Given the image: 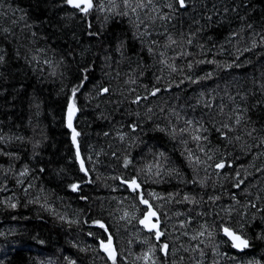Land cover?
<instances>
[{
	"label": "trees",
	"instance_id": "16d2710c",
	"mask_svg": "<svg viewBox=\"0 0 264 264\" xmlns=\"http://www.w3.org/2000/svg\"><path fill=\"white\" fill-rule=\"evenodd\" d=\"M137 2L0 0V264H264V0Z\"/></svg>",
	"mask_w": 264,
	"mask_h": 264
},
{
	"label": "snow or ice",
	"instance_id": "6c2138e0",
	"mask_svg": "<svg viewBox=\"0 0 264 264\" xmlns=\"http://www.w3.org/2000/svg\"><path fill=\"white\" fill-rule=\"evenodd\" d=\"M152 2V0H148V4H150ZM179 6L181 8H184L186 6V0H177ZM67 3L75 8L81 9V11L87 12L89 9L92 8L93 4H92V0H67ZM84 5L83 8H81V5ZM148 4H145L143 2V0H138V2L136 3L135 7L132 8V11L135 12L137 8H146L148 6ZM124 5L125 7H131L129 0H124ZM169 7L171 8V5H169ZM128 13L125 12L124 15H127ZM167 17L161 16L160 19H166ZM172 38L169 37V40H171ZM173 43H175V41H172ZM192 41L191 39L188 40V43L190 44ZM163 62V61H162ZM205 61H200V63H204ZM208 63H212L213 61H207ZM231 65H229L230 67ZM188 67L191 69L192 65L191 63L188 65ZM209 76L211 75V73L208 74ZM203 78V77H202ZM85 79H87V77H85ZM195 82V81H193ZM77 89H73V96H75ZM102 91L104 93L109 92L108 88H104L102 89ZM160 91L159 88H155L152 92L151 95L155 96L158 92ZM134 102H139V98H137L136 101ZM76 106H75V102L73 101L72 103L69 104V124L68 126L71 128L72 127V117L76 111ZM242 120L241 116H237L236 117V124H239ZM189 125H191V121L187 122ZM225 128H228L229 131L231 130V126L228 124L224 125ZM201 129L197 128L196 131L199 132ZM181 131H186L185 129H181ZM221 135L223 136H227L226 133H221ZM248 135H251V132L248 133ZM79 136V133L75 131V129H73V143L77 144V140L76 137ZM193 139L199 141L201 139H206V138H202L199 135H195L193 136ZM237 139H239V137H237ZM203 151V149H201ZM77 159H80V153L79 151H77ZM162 155V154H161ZM191 156V154H190ZM209 159H211V157H208ZM196 162H199V158H197ZM131 163L130 160H128L127 158L124 160V165L125 167H127L129 164ZM81 171L85 172V175H87V171L84 168V164L81 161ZM215 167L217 169H222L225 167V164L223 162L221 163H217L215 165ZM24 173H21V175H23ZM121 183L127 184L128 188L131 189L134 193H138V190L140 189L141 185L138 183V181L136 179H131V180H121ZM243 183V181H239L236 184V187H240V184ZM78 185L73 184L71 186L72 191H76L78 189ZM140 198V203L145 205L147 208V211L144 213L143 218L140 219L139 223L141 225H143L145 228L149 229V230H154V235L155 238L159 241L160 237L162 235H164V233L159 229L158 225L160 224V220L157 217V213L153 210L152 205L149 203V201L147 199H145L142 195L139 197ZM185 199H188L187 197H185ZM11 207L15 208L16 205L12 204ZM153 218H156L155 222H153ZM98 224V226L102 229H105V225L103 223H100L99 221L96 222ZM105 231H107V229H105ZM224 233L225 235H227L228 237H230V239L233 241V246L240 248V247H247L248 246V241L246 239H242L239 235H236L233 231H231L230 229H228L227 227L224 228ZM201 235H203V233H201ZM209 235H211V233H209ZM112 245V238L111 236L108 237L107 242L101 241V248L105 251V253L108 255V258L111 259L113 261V264H116L115 261V252L111 247ZM167 250H168V245L162 244L161 245V251L165 253V255H167Z\"/></svg>",
	"mask_w": 264,
	"mask_h": 264
},
{
	"label": "water",
	"instance_id": "95a60500",
	"mask_svg": "<svg viewBox=\"0 0 264 264\" xmlns=\"http://www.w3.org/2000/svg\"><path fill=\"white\" fill-rule=\"evenodd\" d=\"M83 5V4H82ZM84 6V5H83ZM90 10V9H89ZM89 10L87 12H89ZM87 12H84V11H81L80 10V13L82 14H86ZM127 185V184H126ZM131 190V189H130ZM232 231V230H231ZM234 232V231H233ZM222 236L228 241L229 243V246L230 248H232L234 251H237V252H244L245 250L249 249V243H248V246L247 247H240V248H237V247H234L233 246V241L230 239V237H228L227 235H225L224 233V228H222ZM236 235H239L242 239H244L240 234L234 232Z\"/></svg>",
	"mask_w": 264,
	"mask_h": 264
},
{
	"label": "bare ground",
	"instance_id": "6f19581e",
	"mask_svg": "<svg viewBox=\"0 0 264 264\" xmlns=\"http://www.w3.org/2000/svg\"><path fill=\"white\" fill-rule=\"evenodd\" d=\"M96 6H97V5H96ZM136 221H137V220H136ZM106 236H107V235H106ZM111 238H112V236H111ZM232 258H233V257H232ZM235 258H236V257H235ZM240 258H241V257H240ZM243 259H244V257H243ZM243 259H242V260H243ZM234 260H235V259H234ZM239 260H240V259H239ZM242 260H241V261H242ZM245 260H246V258H245ZM235 261H237V259H236ZM247 262H248V260H247ZM247 262H246V263H247ZM250 262H251V261H250ZM233 263H234V262H233ZM235 264H236V263H235ZM239 264H240V263H239Z\"/></svg>",
	"mask_w": 264,
	"mask_h": 264
},
{
	"label": "rangeland",
	"instance_id": "374dc122",
	"mask_svg": "<svg viewBox=\"0 0 264 264\" xmlns=\"http://www.w3.org/2000/svg\"><path fill=\"white\" fill-rule=\"evenodd\" d=\"M83 7H84V6H83V5H81V8H83ZM77 9H78V8H77ZM78 10H81V9H78ZM153 222H155V221H154V218H153Z\"/></svg>",
	"mask_w": 264,
	"mask_h": 264
}]
</instances>
